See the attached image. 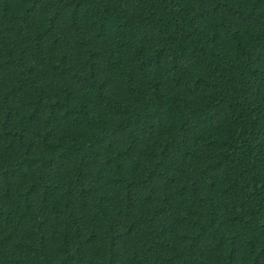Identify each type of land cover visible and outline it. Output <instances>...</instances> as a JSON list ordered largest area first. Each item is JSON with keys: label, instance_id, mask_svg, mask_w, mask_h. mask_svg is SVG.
<instances>
[{"label": "trees", "instance_id": "16d2710c", "mask_svg": "<svg viewBox=\"0 0 264 264\" xmlns=\"http://www.w3.org/2000/svg\"><path fill=\"white\" fill-rule=\"evenodd\" d=\"M0 264H264V0H0Z\"/></svg>", "mask_w": 264, "mask_h": 264}]
</instances>
